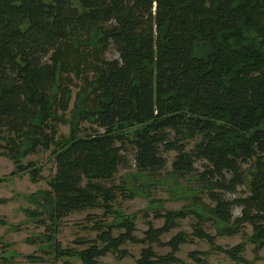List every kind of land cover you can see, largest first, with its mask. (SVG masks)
I'll return each mask as SVG.
<instances>
[{
  "label": "trees",
  "instance_id": "16d2710c",
  "mask_svg": "<svg viewBox=\"0 0 264 264\" xmlns=\"http://www.w3.org/2000/svg\"><path fill=\"white\" fill-rule=\"evenodd\" d=\"M0 129L11 158L52 150L54 225L102 210L88 215L96 237L78 253L82 264L123 255L126 242L147 245L136 264H184L152 244L178 251L181 232L161 236L189 211H156L164 226L149 221L140 238L136 215L115 206L140 191L127 179L115 184L119 169L133 162L154 178L167 152H176L173 177L195 175L208 193L222 233L251 224L263 247L264 0H0Z\"/></svg>",
  "mask_w": 264,
  "mask_h": 264
},
{
  "label": "rangeland",
  "instance_id": "374dc122",
  "mask_svg": "<svg viewBox=\"0 0 264 264\" xmlns=\"http://www.w3.org/2000/svg\"><path fill=\"white\" fill-rule=\"evenodd\" d=\"M108 56L114 57L115 52L111 50ZM75 94L74 90L71 110ZM0 130L2 136L4 129ZM59 133L68 134L69 126H60ZM2 143L0 140V264H82L78 253L89 247L96 237V231L90 228L94 218H88V215L102 214V210L73 212L54 225L46 212V191L51 190L50 180L57 173L52 150L40 149L18 159L11 158ZM195 143L196 140H192L188 149ZM175 153L164 154L168 163L159 176L153 178L138 172L132 162L131 167L120 168L113 179L115 184L123 178L130 185L135 182L139 187L136 196L125 198L120 195L115 205L119 212L136 215L135 234L143 238L149 221L156 228L164 226L165 219L156 218V211L186 210L188 214L176 220L177 227L161 236L166 243L181 232L185 241L180 244V249L174 251L170 245L154 243L155 252L164 255L173 251L175 258L184 264H264V246L259 247L254 242L251 224H245L237 233H222L206 209L209 207L210 210L214 202L207 192L199 191L196 176L181 180L173 177L170 170ZM132 154H129L130 160ZM202 164V161L197 163L199 171H203ZM150 182L156 183L150 185ZM195 194H200V202L191 198ZM238 195L240 193L229 196ZM194 210L202 214L199 216ZM239 211L236 209L235 213L239 214ZM118 232L115 230L116 234ZM83 240L88 242L83 243ZM146 246L145 243H123L120 247L123 255L108 252L100 256L98 264H136ZM57 248L63 253H58ZM192 252L196 257L191 255Z\"/></svg>",
  "mask_w": 264,
  "mask_h": 264
}]
</instances>
